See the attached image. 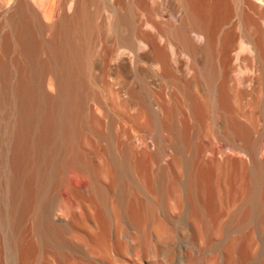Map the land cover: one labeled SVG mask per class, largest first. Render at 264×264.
<instances>
[{"label": "bare ground", "instance_id": "obj_1", "mask_svg": "<svg viewBox=\"0 0 264 264\" xmlns=\"http://www.w3.org/2000/svg\"><path fill=\"white\" fill-rule=\"evenodd\" d=\"M213 1L220 9L242 4L237 37L255 53L239 61L260 70L244 76L251 91L230 86L216 94L231 58L214 35ZM134 2L153 16L145 0ZM173 2L178 25L155 24L190 55L188 80L175 75L166 47L141 28L129 0H0V264H264V155L249 147L258 122L264 131V8L254 0ZM143 40L152 52L138 51ZM97 70L108 80V103L93 87ZM159 80L162 90L151 86ZM178 109L186 115L181 129ZM210 113L223 115L235 134L237 159L192 146ZM85 115L116 149L110 140L113 149L79 156ZM220 231L227 238L217 245Z\"/></svg>", "mask_w": 264, "mask_h": 264}, {"label": "rangeland", "instance_id": "obj_2", "mask_svg": "<svg viewBox=\"0 0 264 264\" xmlns=\"http://www.w3.org/2000/svg\"><path fill=\"white\" fill-rule=\"evenodd\" d=\"M145 1H146L147 5H149V7L153 10V12H154L153 16H149L147 10L139 8V6L134 2V0H129L130 10H131L133 17L135 16L136 11H138L140 18H141L140 23H139L141 28L145 31H150V32L157 34V38H158L159 43L162 46H165L167 51H168L167 53L169 55V60L173 64L174 69H175V75L177 77L183 79V80L191 79L193 74L195 73V69H193L190 62H188V61H190V58H191L190 55H188L186 52H182L174 42H171L167 38V36L164 33L158 31L157 26L155 24V22L157 21V22H160L167 27L177 26L179 23L178 17L173 15V11L176 10V4H174L173 0H145ZM254 1L256 2V4L258 5L259 8L260 7L264 8V0H254ZM240 5L242 7V4H239V6H238L239 8H238L235 3H229L226 6V8L222 6V9H220L221 4L218 1L212 2V7H213L212 10H216V11L219 10V13L217 14V16L213 17L214 20H213L212 24H213V29L215 31L214 35L219 37V38L221 37L222 49L226 48V50H227L226 54L228 53L230 58H231V63L229 64L230 66H228L227 69L222 68L219 70V79L215 84L216 94L218 97H221V94H222L221 92L224 90H228V87H230V86L235 87L236 89H237V87L238 88L246 87L247 89L250 88L249 90L251 91V89H252L251 81H244L243 80L244 76L247 73H250L254 76L257 74H260V70L258 69L257 66H250L246 63L241 64L239 61V57L242 53H248V52L251 54L255 53L254 46L250 41H248L245 37H242V36L237 37V20L239 18V15L237 14V10L242 9L240 7ZM132 15H131V17H132ZM260 23L264 27V17L260 18ZM193 39L195 40V42L198 45H200V46L203 45L202 37L196 36L194 34ZM137 48L139 49L138 51H142V52H152L153 51V45L149 41L145 42V40L138 43ZM99 50H100V46H98L96 48L95 53L99 54ZM199 54H200L202 63H204V62L206 63L207 62V56L205 54H203L202 52H200ZM128 56H129V68H133L135 65L134 50L128 49ZM142 64L144 66L147 65L146 61H143ZM154 69L157 70V72H162L161 64L155 63ZM93 76H94L93 78L95 80V82L93 83L94 89L98 92V94L100 92V96L103 97V99L105 98L104 101L106 99H108V100H106L108 103L110 101L109 99H111V98H109V97H111L110 96L111 94H110V87L108 84V80L104 79L102 73L99 70H97L96 72H93ZM53 81L54 80H53V77L51 75L49 80L47 81V83H48L47 85L49 86L48 89H50V90H53V86L50 85L51 83H53ZM151 86L153 88L158 89V90L163 89V83L161 80H159L156 84L155 83L151 84ZM248 86H250V87H248ZM201 87H202V94L204 95V97H202V99L208 100L209 95H208L207 85L204 82H201ZM176 88H178V87H176ZM191 88H193V86ZM148 91H150V90H148ZM172 93H173V90H171L170 88L167 89L166 97L169 100H171L170 95ZM202 99H200V100H202ZM179 102H180L179 99H177L176 97H173L172 102H170V103L172 104V106L175 105V106H179V108H180ZM238 102H237V98L232 96V99L230 100V103H229V105H230L229 109L231 111L229 115H231L230 117H231V119H233V121H234V119H235V121H237V118H235L236 117L235 113L237 111ZM98 109L101 112L104 111L103 110L104 108L101 106H99ZM165 113H167V112H165ZM176 113L177 114L175 116V123H176L175 125H177L181 129V126H183V127L185 126L186 115L180 109H178V111ZM163 115L164 114H162V117H163ZM88 116L89 115H85V120H84V116H83V121H85L84 122L85 124L82 123V125H83L82 128H84V130L82 128L81 129L84 132L82 131L79 133V135H78L79 140L77 138L78 142L80 143V144H78L80 157H82V155H83V157H86V156L88 157L91 152L93 154V152L96 151L95 149H100V148L101 149H104V148L105 149H111V148L113 149V147L116 146L115 141L113 138L111 139V136L106 137L108 139L99 138V136L98 137L96 136L98 134H95L97 132L95 131V129L93 130V128H92L93 125L89 126L92 124V122H91L92 119ZM87 117L89 120L87 119ZM90 119H91V121H90ZM182 124H184V125H182ZM258 125H259L258 126L259 131L258 130L256 132L253 131L254 133L251 132V136H250V142L251 143H249L250 144L249 147L250 148H253L254 146H255V148L259 147L258 150L261 152L262 155H264V143L262 140V136L264 134V131L262 129L263 122L262 121L258 122ZM89 129L92 130L93 132L90 131ZM261 130L263 131V133ZM260 131L262 134H259ZM235 137H236L235 134H232L231 130L228 129V127H226L225 119H224L223 115H221L219 113L217 115L210 113L209 115L205 116V118H203L200 121L197 132H194V134L192 135V146L195 147V149L209 150L208 156H213V157L218 158V159H223L224 157H227V156H231V157L237 159V157H239L241 155L237 154L238 153V150H237L238 146H237V141H236ZM258 137H259V139L262 140L261 141L262 144H261L260 140L258 139ZM96 138H97V140H96ZM251 139L254 140L253 143H252ZM255 139L258 141H255ZM98 140L100 141V144H99ZM110 140L111 141L113 140L112 141L113 144L110 143L111 142ZM103 142H104V144H103ZM256 142H259L260 145ZM109 144L110 145L112 144L113 147H112V145L110 146ZM256 144H257V146H256ZM107 146L108 147L110 146L111 148L110 147L107 148ZM114 149H116V147H114ZM238 149H240V148H238ZM86 150H88V151H86ZM82 152H83V154H81ZM92 156L90 154V156L88 158L91 157V159H92ZM165 163H166V160L163 159V161L161 162V165L162 164L164 165ZM63 170L65 171V173H64V171L62 172V175L64 176V177L63 176L62 177L65 178L66 181L74 180L76 175L74 176V174L71 172L67 173V172H69V170L68 171H66L65 169H63ZM78 177H79V175H78ZM237 235H239V234H237V232L233 234V236L235 238L237 237ZM226 238H227V234L225 235V231H220L219 235L214 238V242L217 245H220V244L222 245V243L224 244V242L226 241ZM211 253L212 252L209 251L206 255L208 257L213 256L214 253H212V254Z\"/></svg>", "mask_w": 264, "mask_h": 264}]
</instances>
